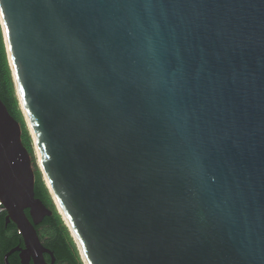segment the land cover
<instances>
[{
  "label": "water",
  "instance_id": "95a60500",
  "mask_svg": "<svg viewBox=\"0 0 264 264\" xmlns=\"http://www.w3.org/2000/svg\"><path fill=\"white\" fill-rule=\"evenodd\" d=\"M0 23L84 264H264V0H0ZM35 182L0 98L7 262L55 264Z\"/></svg>",
  "mask_w": 264,
  "mask_h": 264
},
{
  "label": "trees",
  "instance_id": "16d2710c",
  "mask_svg": "<svg viewBox=\"0 0 264 264\" xmlns=\"http://www.w3.org/2000/svg\"><path fill=\"white\" fill-rule=\"evenodd\" d=\"M0 98L7 105L10 113L20 122L22 126V139L32 156V165L36 175L35 193L41 198L53 213L45 216L44 220L36 226L43 244L53 251L55 264H84L77 249V245L71 232L58 212L54 200L45 184L41 170L37 164L31 134L27 128L24 115L19 107L18 98L15 94V85L9 66L4 36L0 23ZM28 213V211H27ZM6 211L0 214V255L3 256L8 250L23 245L21 234L15 223L6 226ZM29 214V213H28ZM48 261L50 254H45ZM31 264H34L33 262Z\"/></svg>",
  "mask_w": 264,
  "mask_h": 264
},
{
  "label": "flooded vegetation",
  "instance_id": "af4514ba",
  "mask_svg": "<svg viewBox=\"0 0 264 264\" xmlns=\"http://www.w3.org/2000/svg\"><path fill=\"white\" fill-rule=\"evenodd\" d=\"M29 212V210L28 209H26V212ZM5 220H6V226H8L9 224H11V223H14L12 220H7L6 219V216H5ZM24 242V241H23ZM18 245H20V246H24V244L23 245H21V244H18ZM17 245V246H18ZM14 247H16V246H14ZM13 247V248H14ZM12 249V248H11ZM9 251V250H8ZM7 251V252H8ZM6 252V253H7ZM5 253V254H6ZM5 254H3V256H1L0 255V264H22V261H21V258H20V256H19V251H15V252H13L9 257H8V262L6 261V259H5ZM33 261H31L30 262V264L32 263Z\"/></svg>",
  "mask_w": 264,
  "mask_h": 264
},
{
  "label": "bare ground",
  "instance_id": "6f19581e",
  "mask_svg": "<svg viewBox=\"0 0 264 264\" xmlns=\"http://www.w3.org/2000/svg\"><path fill=\"white\" fill-rule=\"evenodd\" d=\"M4 31H5V30H4ZM25 114H26V112H25ZM26 118H27V120H28V124L30 125V128H31V124H30V122H29V118H28L27 114H26ZM35 148H36V150H37L38 162H39L40 166H42V162H41V158H40V156H39L38 147H37L36 142H35Z\"/></svg>",
  "mask_w": 264,
  "mask_h": 264
},
{
  "label": "built area",
  "instance_id": "2783aa9c",
  "mask_svg": "<svg viewBox=\"0 0 264 264\" xmlns=\"http://www.w3.org/2000/svg\"><path fill=\"white\" fill-rule=\"evenodd\" d=\"M6 211V207L4 205V202L0 198V214L4 213ZM18 232L21 234V231L18 229Z\"/></svg>",
  "mask_w": 264,
  "mask_h": 264
},
{
  "label": "rangeland",
  "instance_id": "374dc122",
  "mask_svg": "<svg viewBox=\"0 0 264 264\" xmlns=\"http://www.w3.org/2000/svg\"><path fill=\"white\" fill-rule=\"evenodd\" d=\"M28 126V125H27ZM30 132V131H29ZM32 137V136H31ZM32 141H33V139H32ZM33 146H35L34 145V143H33ZM34 150H35V147H34ZM35 157H36V161H37V164H38V156H37V153H35ZM39 166V165H38ZM39 168H40V166H39ZM41 170V173H42V176H43V178H44V175H43V172H42V169H40ZM78 249V248H77ZM79 252V251H78Z\"/></svg>",
  "mask_w": 264,
  "mask_h": 264
}]
</instances>
